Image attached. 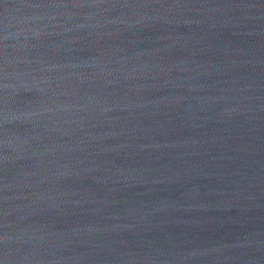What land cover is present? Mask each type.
Masks as SVG:
<instances>
[{"label": "water", "instance_id": "obj_1", "mask_svg": "<svg viewBox=\"0 0 264 264\" xmlns=\"http://www.w3.org/2000/svg\"><path fill=\"white\" fill-rule=\"evenodd\" d=\"M0 264H264V0H0Z\"/></svg>", "mask_w": 264, "mask_h": 264}]
</instances>
